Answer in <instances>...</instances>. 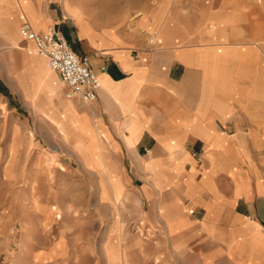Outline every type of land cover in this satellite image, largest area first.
Listing matches in <instances>:
<instances>
[{"label": "crops", "instance_id": "0c3cea01", "mask_svg": "<svg viewBox=\"0 0 264 264\" xmlns=\"http://www.w3.org/2000/svg\"><path fill=\"white\" fill-rule=\"evenodd\" d=\"M24 24L86 59L92 102L65 98ZM0 60L32 77L0 96L110 185L103 264H264V0H0Z\"/></svg>", "mask_w": 264, "mask_h": 264}, {"label": "rangeland", "instance_id": "374dc122", "mask_svg": "<svg viewBox=\"0 0 264 264\" xmlns=\"http://www.w3.org/2000/svg\"><path fill=\"white\" fill-rule=\"evenodd\" d=\"M1 62L0 84L11 89L32 82L19 63L9 70ZM0 104V264H103L104 230L96 213L114 218L107 214L111 201L99 198L111 192L101 183L103 172L83 167L79 153L50 134L32 105L9 91ZM17 126L24 130L11 133ZM57 243L62 252L54 260ZM34 252L39 256L32 259Z\"/></svg>", "mask_w": 264, "mask_h": 264}, {"label": "built area", "instance_id": "2783aa9c", "mask_svg": "<svg viewBox=\"0 0 264 264\" xmlns=\"http://www.w3.org/2000/svg\"><path fill=\"white\" fill-rule=\"evenodd\" d=\"M21 39L31 42L35 55L46 60V67L55 72L65 88V98L89 103L95 99L99 83L86 59L77 57L65 40L52 29L34 33L27 25L18 30Z\"/></svg>", "mask_w": 264, "mask_h": 264}, {"label": "bare ground", "instance_id": "6f19581e", "mask_svg": "<svg viewBox=\"0 0 264 264\" xmlns=\"http://www.w3.org/2000/svg\"><path fill=\"white\" fill-rule=\"evenodd\" d=\"M99 83V82H98Z\"/></svg>", "mask_w": 264, "mask_h": 264}]
</instances>
